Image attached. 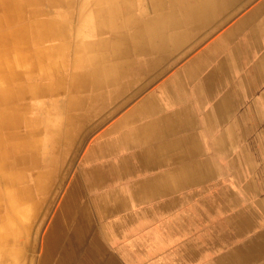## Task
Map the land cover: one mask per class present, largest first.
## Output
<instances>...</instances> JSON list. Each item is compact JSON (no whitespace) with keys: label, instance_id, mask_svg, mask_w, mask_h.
<instances>
[{"label":"crops","instance_id":"obj_1","mask_svg":"<svg viewBox=\"0 0 264 264\" xmlns=\"http://www.w3.org/2000/svg\"><path fill=\"white\" fill-rule=\"evenodd\" d=\"M38 235L264 264V0H0V264Z\"/></svg>","mask_w":264,"mask_h":264},{"label":"rangeland","instance_id":"obj_2","mask_svg":"<svg viewBox=\"0 0 264 264\" xmlns=\"http://www.w3.org/2000/svg\"><path fill=\"white\" fill-rule=\"evenodd\" d=\"M50 215V211H49ZM54 231V228H50ZM50 237H48L49 239ZM32 257L28 264H77L73 255V244L71 243H56V242H45L43 245V253L39 261L40 242L39 235L37 241L32 242ZM77 247L74 245V250Z\"/></svg>","mask_w":264,"mask_h":264}]
</instances>
